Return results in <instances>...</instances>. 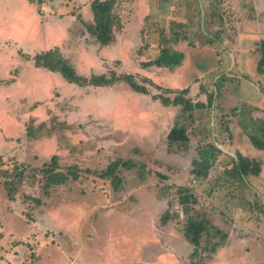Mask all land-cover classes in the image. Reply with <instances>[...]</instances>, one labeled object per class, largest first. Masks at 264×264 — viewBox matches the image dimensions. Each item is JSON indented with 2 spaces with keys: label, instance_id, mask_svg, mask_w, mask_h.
Segmentation results:
<instances>
[{
  "label": "rangeland",
  "instance_id": "1",
  "mask_svg": "<svg viewBox=\"0 0 264 264\" xmlns=\"http://www.w3.org/2000/svg\"><path fill=\"white\" fill-rule=\"evenodd\" d=\"M28 1L34 10L0 0V264H264V150L248 138L264 122V0H148L138 19L131 0H116L105 57L85 26L58 23L79 11L75 1ZM49 19L63 36L54 47L77 73L130 74L145 93L36 70L26 55L45 49L32 37L46 36ZM163 49L165 58L181 51V63L141 66ZM186 87L185 97L206 104L190 116L162 100ZM174 124L186 142L169 144ZM198 146L217 149L206 178L190 173ZM52 155L78 177L45 191ZM251 158L259 175L234 173ZM191 195L209 225L194 256L182 230Z\"/></svg>",
  "mask_w": 264,
  "mask_h": 264
},
{
  "label": "trees",
  "instance_id": "2",
  "mask_svg": "<svg viewBox=\"0 0 264 264\" xmlns=\"http://www.w3.org/2000/svg\"><path fill=\"white\" fill-rule=\"evenodd\" d=\"M91 10L93 17L91 21H85L81 18L80 14L76 15L77 21L80 22L82 28L85 26V31L92 36L95 42L99 46H105L111 44L114 41V28L118 26V16L115 13L117 2L116 0H91ZM166 49L161 50L158 57L154 59H149L148 61H142L141 66L146 68L151 65L155 66H176L179 65L183 59V53L178 50H169V55L167 58L163 57V52ZM168 51V50H166ZM27 57L33 60L35 66L45 67L51 71L58 72L65 80L70 83H75L77 85H95V86H110L117 81L127 82L132 89L138 92H144L145 88L135 82L130 74L125 75H111L107 76L104 73L91 74L89 77L77 73L75 67L69 60L61 53L59 48L54 47L51 49L43 50L35 53L32 56ZM257 70L264 73V49L262 50V55L257 64ZM188 92V88L181 89L180 93L175 95L172 99L166 97L163 98V103H172L174 105H180V112L187 113L189 116L193 114L195 109H202L206 104L204 102H192L189 98L185 97L183 94ZM251 145L257 149L264 150V122L256 127L254 133L248 135ZM189 139L187 130L183 125L174 124L167 133V141L171 143H183ZM215 151V152H214ZM217 149L198 146L197 147V158L192 160V168L190 173L196 178H206L208 176V170L211 166V160L215 156ZM125 165L124 163H121ZM249 166L241 171L238 164L232 166V170L237 175H259L261 170L260 161L257 159H249ZM118 165L117 161L111 162L107 165V168L103 175L109 176L114 174L115 168ZM57 155H52L50 161L44 163L42 167L44 175V185L45 191L55 185L66 182L69 178L77 179L78 175L75 168L70 166L67 167V171H61L58 169ZM20 172H23L20 169ZM105 177V176H103ZM5 184L11 185V181H4ZM36 204L39 205V199H35ZM189 203L185 206L186 215L182 226L184 237L193 245L194 249L191 256L196 255L197 248L201 244V237L203 232L207 230L209 226L208 223L203 222L198 215L195 214L194 209L190 206V203L195 201L194 195H191L188 199ZM171 219L168 211L161 216L162 222H167ZM221 230L216 228V233L219 234ZM221 238L225 239L226 234H221ZM218 243H212L210 252H215Z\"/></svg>",
  "mask_w": 264,
  "mask_h": 264
},
{
  "label": "crops",
  "instance_id": "3",
  "mask_svg": "<svg viewBox=\"0 0 264 264\" xmlns=\"http://www.w3.org/2000/svg\"><path fill=\"white\" fill-rule=\"evenodd\" d=\"M22 1H23V3L25 5L28 4L30 9L34 10V5L32 4L33 2L31 3L28 0H22ZM74 1H75V4L77 6L80 5L79 11H76L75 14L72 11L69 12L68 14L65 15V18L63 20H61V21L58 20V23L59 24H63L66 21L69 22L70 24H72V23L81 24L80 22L77 21V18H76V15L77 14H80L81 18L83 20H85V21H91L92 20L93 13L91 15L90 12H89V10H91V5H90L91 0H73V2ZM73 2H72V4H73ZM130 3L131 4L133 3V6L135 8V12L133 14L135 19H138L147 8H149V9L151 8V4H150V2L148 0H131ZM91 12H92V10H91ZM118 13H119V11L117 12V14ZM46 14H48V13H46ZM35 18H37V17L34 16V15H32L30 17V19H35ZM44 25L45 26H43V27H44V31H45L46 36H44V38L42 39V38L39 37L38 32H37L35 34L36 35L35 38L32 37L33 38L32 41H33V43L35 45H40V46H42V44L44 42V44H45V47H44L45 49L44 50H47V49L54 48V45H59L56 42V40L59 39V38H62L63 36L60 37V35L57 34V31H54L53 32V30H55V25L53 24V21H51L50 19L47 22H45ZM67 31L68 30H65V31L64 30H61L60 32L65 34V32H67ZM55 43H57V44H55ZM98 47L101 48L100 51H99L100 56H104L105 57V56H107L109 54L108 52L111 51V45L110 44L105 45V46H98ZM32 64L34 65V63H32ZM35 67H36L35 68L36 70H43L41 68L47 69V68L41 67V66H39V67L38 66H35ZM47 70L48 71H51L49 69H47ZM51 72H56V71H51ZM56 73H58V72H56ZM71 84H74V83H71Z\"/></svg>",
  "mask_w": 264,
  "mask_h": 264
}]
</instances>
